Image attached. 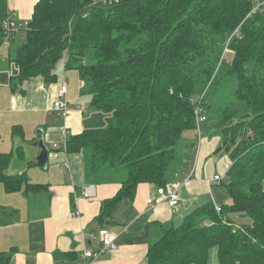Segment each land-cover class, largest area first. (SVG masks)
<instances>
[{
  "label": "trees",
  "instance_id": "16d2710c",
  "mask_svg": "<svg viewBox=\"0 0 264 264\" xmlns=\"http://www.w3.org/2000/svg\"><path fill=\"white\" fill-rule=\"evenodd\" d=\"M11 16L8 0H0V54L10 48L16 70L10 90L23 93L39 74L56 82L66 54L67 70L78 71L92 107L107 115L106 126L65 143L69 152L89 151L93 175H123L97 221L108 222L140 183L166 185L200 110L206 132L222 137L231 159L220 183L227 199L164 228L147 264H206L214 247L221 264H264V0H38L13 34L4 27ZM23 29L26 38L16 42ZM11 159L12 151L0 152V183L16 191L24 175H7ZM10 258L1 253L0 264Z\"/></svg>",
  "mask_w": 264,
  "mask_h": 264
},
{
  "label": "crops",
  "instance_id": "0c3cea01",
  "mask_svg": "<svg viewBox=\"0 0 264 264\" xmlns=\"http://www.w3.org/2000/svg\"><path fill=\"white\" fill-rule=\"evenodd\" d=\"M37 1L8 0V6L17 19L29 21ZM9 51L4 48L0 60V78L4 79L0 83V152L12 151L7 175H24L20 190L8 191L0 183V254L11 253L9 264H147L149 245L162 236L164 228L180 224L199 205L227 199L220 183L229 169L230 157L221 148L222 137L202 135L201 126L196 142L188 140L179 165L167 174V183L182 184L177 208L163 201L151 207L148 199L159 198L157 186L143 182L137 186L134 199L121 201L108 222L97 221L102 202L118 192L123 175L106 170L93 175L89 151L69 152L65 145L71 135L100 127L94 125L97 118L86 115L96 110L87 100L76 103L80 102L78 94L69 84L67 117L53 110L60 84L58 79L47 83L40 74L22 84L23 93L12 92L9 76L16 70L9 62ZM82 86L80 80L84 92ZM15 126L21 133H14ZM206 129L204 124L205 134ZM41 141L49 150L46 166L36 161ZM215 175L222 179L214 181ZM27 182L43 186L31 190ZM89 186L95 188L91 198L83 194ZM237 220L243 223L249 218ZM102 227L117 235L118 248L85 258L86 251L97 253L100 242L92 235ZM217 250H209L206 264H221Z\"/></svg>",
  "mask_w": 264,
  "mask_h": 264
},
{
  "label": "built area",
  "instance_id": "2783aa9c",
  "mask_svg": "<svg viewBox=\"0 0 264 264\" xmlns=\"http://www.w3.org/2000/svg\"><path fill=\"white\" fill-rule=\"evenodd\" d=\"M27 25V21L25 23L23 20H19L16 17H9L7 21L4 23L5 29L8 31V33L15 32L23 26ZM8 41L6 40L4 45H7ZM2 58V55L0 54V59ZM52 109L60 112L64 117H67L69 113V100H68V83H63L57 92V97L55 101L53 102ZM197 110V109H196ZM200 110H197V124H198V131L201 129V124L206 121V116L199 114ZM222 179L221 175H215L214 181H220ZM181 188L182 184L179 182H169L166 183L164 186H157L156 192L157 195H159L158 199L155 200L154 198L148 199V204L151 207H154L157 203L160 202H166L167 205L170 208H177L180 205L181 202ZM94 186H89L84 189V196L85 197H93L95 194ZM220 210V208L218 207ZM76 214V213H75ZM92 237L94 239H98L100 242L99 249L97 250V253L95 251H86L84 253V257L87 259H92L96 257L99 253H103L106 251H115L118 248L117 243V235L113 232H110L107 228H101L97 234H93Z\"/></svg>",
  "mask_w": 264,
  "mask_h": 264
},
{
  "label": "rangeland",
  "instance_id": "374dc122",
  "mask_svg": "<svg viewBox=\"0 0 264 264\" xmlns=\"http://www.w3.org/2000/svg\"><path fill=\"white\" fill-rule=\"evenodd\" d=\"M25 32H26V29L20 30L18 32L17 36H16V39L18 41H23L26 38V33ZM228 55H229V57L231 56L230 54H228ZM66 62H67V56L65 54L63 56V58L59 59V62L57 63V65L55 67V72H57L56 74L58 75V82H59L60 86L63 83L68 82V84L70 85V88L74 92H76L78 94V96L76 95V98L78 97V99H79L80 102L77 101L76 103H81V101H83V103H86V100L89 101L90 98H89V95L83 94L84 93L83 90L81 91V89H80L79 73L75 69H69V70H67V68H66ZM12 67H13V70H15V67H14L13 64H12ZM66 75H67V77H66ZM1 82H4V79H1L0 78V83ZM227 94H229V93H227ZM227 94H225V95L227 96ZM86 115L91 116L92 119L97 118V122L98 123L97 124L92 123L94 125H98V126H106L107 125V122H106V119H105V117H106L105 115L106 114L104 112H102V111L96 110V111H94L92 113H89L88 112ZM204 124H207V123L204 122L202 124V127H203V133H202V135H204L206 137H209V138H212L213 136L211 135V131H208L205 134ZM197 133H198L197 131H193V130H190V131L185 132V134H184L185 135V138H184V140L182 142V149L183 150H184V147H186L185 145H187L188 140L191 139L194 142H196L195 139H197V137H198V134ZM179 162L180 161L175 162L174 166L179 165ZM229 163L231 164V159H230Z\"/></svg>",
  "mask_w": 264,
  "mask_h": 264
},
{
  "label": "water",
  "instance_id": "95a60500",
  "mask_svg": "<svg viewBox=\"0 0 264 264\" xmlns=\"http://www.w3.org/2000/svg\"><path fill=\"white\" fill-rule=\"evenodd\" d=\"M40 147H41V152H40L39 156L37 157L36 161L39 165L46 166L47 162H48L47 158H48L49 150H48L47 146L44 145L43 141H41Z\"/></svg>",
  "mask_w": 264,
  "mask_h": 264
},
{
  "label": "bare ground",
  "instance_id": "6f19581e",
  "mask_svg": "<svg viewBox=\"0 0 264 264\" xmlns=\"http://www.w3.org/2000/svg\"><path fill=\"white\" fill-rule=\"evenodd\" d=\"M13 34V33H12Z\"/></svg>",
  "mask_w": 264,
  "mask_h": 264
}]
</instances>
